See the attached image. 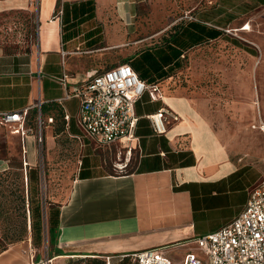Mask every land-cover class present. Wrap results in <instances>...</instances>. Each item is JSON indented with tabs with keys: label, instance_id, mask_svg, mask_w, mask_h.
<instances>
[{
	"label": "crops",
	"instance_id": "1",
	"mask_svg": "<svg viewBox=\"0 0 264 264\" xmlns=\"http://www.w3.org/2000/svg\"><path fill=\"white\" fill-rule=\"evenodd\" d=\"M144 1L0 0V21L7 23L0 25V112L29 109L25 138L6 126L21 139L29 171L37 139L32 112H37V126L38 114L44 120L49 148L61 134L82 147L66 200L48 210L49 227L56 230L55 252L44 260L40 244L34 246L30 237L1 252L0 264H46L50 259L64 264L70 256L119 257L150 248H161L178 262L167 254L169 243L185 248L184 256L197 251L195 239L237 217L264 179L260 167L243 164L223 145L199 105L182 92L161 88L163 99L148 96L152 105L144 112L138 101L136 139L115 143L136 155L134 163L127 157L125 172L114 173L112 158L100 150L106 146L81 131L80 100L67 95L89 75L122 64L119 43L134 37L137 6ZM161 107L179 120L168 119L167 131L158 134L147 115ZM74 115L79 133L71 131ZM86 146L91 151L84 156Z\"/></svg>",
	"mask_w": 264,
	"mask_h": 264
},
{
	"label": "rangeland",
	"instance_id": "2",
	"mask_svg": "<svg viewBox=\"0 0 264 264\" xmlns=\"http://www.w3.org/2000/svg\"><path fill=\"white\" fill-rule=\"evenodd\" d=\"M191 21L222 34L186 48L179 65L168 68V76L158 85L164 93L182 92L195 101L223 145L243 158V164L260 167L264 176V0H145L137 6L134 37H123L119 43V62L126 63L145 50L156 52L165 47ZM0 25L6 27L7 23L0 21ZM247 25L250 29L246 30ZM139 70L151 73L144 63ZM143 97L138 103L140 112L152 105L147 102V94ZM75 115L71 131L79 133ZM35 117L37 112H32L30 123L37 137L40 128ZM44 133L43 128V140L36 139L34 144L32 182L27 187L22 141L9 127L0 126V250L33 237V245L40 244L46 260L55 252L56 244L48 210L66 200L79 172L82 147L77 140L61 134L55 135V144L49 148ZM100 150L112 158L114 173L129 170L125 168L127 150L122 145ZM90 151L91 146H86L84 156ZM135 157L133 151L131 163ZM31 194L40 209L34 227L33 223L30 227L31 205L27 202ZM18 234L23 239L13 238ZM166 251L179 262L187 250L169 243Z\"/></svg>",
	"mask_w": 264,
	"mask_h": 264
},
{
	"label": "built area",
	"instance_id": "3",
	"mask_svg": "<svg viewBox=\"0 0 264 264\" xmlns=\"http://www.w3.org/2000/svg\"><path fill=\"white\" fill-rule=\"evenodd\" d=\"M145 94L151 101L163 99L158 83H148L129 63H122L89 75L88 81L75 86L67 96L80 100L77 124L81 131L97 144L110 146L136 139L140 120L136 104ZM28 115L29 109L0 112V126H9L12 132L25 138L30 131L26 127ZM65 118L69 120L68 115ZM147 118L153 130L163 134L167 131V120L178 121L179 115L161 107ZM48 122H53V118ZM38 125L37 139L42 141L44 120L41 115ZM131 152L132 148H129L127 155L130 156ZM28 167L29 162L25 158L23 170L27 187ZM195 243L198 250L187 253L180 262L172 260L161 248H150L119 257L70 256L66 257L68 261L64 264H264V179L252 190L245 208L237 217L219 230L197 237ZM198 251L204 258L198 256ZM52 261L50 259L47 263Z\"/></svg>",
	"mask_w": 264,
	"mask_h": 264
},
{
	"label": "trees",
	"instance_id": "4",
	"mask_svg": "<svg viewBox=\"0 0 264 264\" xmlns=\"http://www.w3.org/2000/svg\"><path fill=\"white\" fill-rule=\"evenodd\" d=\"M221 34L222 31L218 29L209 28L207 25L197 21H191L179 33L174 35L173 39H171L169 44H167L165 47L160 48L156 52L152 49L145 50L126 63H129L140 75V77L146 80L148 83H159L160 79L168 76V68H171L176 64L179 65V60L186 48L195 44H199L205 39L217 38ZM142 63L151 69L150 74H144L140 72L139 67ZM29 182L30 184L32 182V169L29 171ZM35 200L36 198L33 194H31L28 200V205H31V208L28 209L31 227L32 223L34 227L36 217L40 216L39 204ZM51 216L52 213L50 214V223ZM51 229H53L52 225L50 226V230ZM14 237L20 240L23 239L22 234L15 235L13 238ZM4 250H6V248L0 250V253Z\"/></svg>",
	"mask_w": 264,
	"mask_h": 264
},
{
	"label": "bare ground",
	"instance_id": "5",
	"mask_svg": "<svg viewBox=\"0 0 264 264\" xmlns=\"http://www.w3.org/2000/svg\"><path fill=\"white\" fill-rule=\"evenodd\" d=\"M244 29H246V30H247V29H250V26H249V25H247V26H246Z\"/></svg>",
	"mask_w": 264,
	"mask_h": 264
}]
</instances>
